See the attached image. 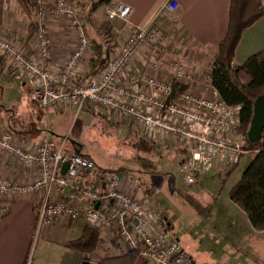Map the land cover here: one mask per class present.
<instances>
[{
    "label": "built area",
    "instance_id": "obj_1",
    "mask_svg": "<svg viewBox=\"0 0 264 264\" xmlns=\"http://www.w3.org/2000/svg\"><path fill=\"white\" fill-rule=\"evenodd\" d=\"M176 9L171 0L154 20L170 18ZM104 12L107 20L123 23H128L132 13L122 3L106 5ZM56 18L67 21L76 45L54 74L48 23ZM161 38L154 28L132 29L118 38L102 70L82 79L81 65L94 55L84 31V15L73 8L71 0H53L36 17L35 56L0 38V59L4 72L10 70L29 86L30 101L41 109L77 104L79 110L84 103L93 104L128 121L146 141L180 144L184 152L179 168L183 184L189 187L216 160L235 164L246 154L245 138L238 132L240 107L220 100L210 76L205 78V96L191 92L193 72L180 61L172 62L169 71L156 62L136 68L138 53ZM78 79L82 81L76 84ZM65 144V139L19 144L13 135L0 132V156L34 175L26 183L0 175V199L38 198L35 236L60 221H81L87 229L113 239L119 253H136L147 264H193L149 201L132 198L121 190L119 173L97 168L92 160L66 150ZM63 165H67L64 175L60 172ZM102 243L108 245V241Z\"/></svg>",
    "mask_w": 264,
    "mask_h": 264
},
{
    "label": "rangeland",
    "instance_id": "obj_2",
    "mask_svg": "<svg viewBox=\"0 0 264 264\" xmlns=\"http://www.w3.org/2000/svg\"><path fill=\"white\" fill-rule=\"evenodd\" d=\"M89 1L98 7V0H82L79 4L86 8ZM52 2L53 0H45L40 3L38 10L32 15L33 23H36L40 8L48 7ZM91 15L98 22L106 20L104 8L97 13L91 12ZM50 21L57 22L61 29L70 30L67 21L63 19ZM15 25L12 30L20 32L21 24ZM26 25L27 23L25 27ZM48 29L52 47L58 46L49 26ZM87 32L93 35L95 31L87 28ZM0 38L19 41L18 38L7 35L4 28H0ZM104 39L102 36L97 40ZM108 43H112L111 40ZM178 53L179 51L176 52L178 56L182 55ZM1 63L3 65L2 60ZM6 74L7 77L3 75L0 78V128L8 122L10 116L14 122L26 123L31 129H34V124L42 121L50 130V135L47 136L50 140L59 142L65 139L66 150L74 152V149H80L82 154L91 157L97 168L115 171L123 178L130 179L154 206L156 213L167 218L172 237L178 241L193 264H264V235L251 228L245 215L231 203L228 195L251 163L253 155L242 156L233 170L221 166L213 168L211 172L204 171L197 183L188 187L183 184V174L178 163L183 149L180 144L165 140L156 143L151 151L138 148L135 144L142 138V134L135 126L122 121L117 114L89 103H84L79 110L77 104L70 107L57 105L40 110L30 101L27 85L17 78L8 82V77H14L13 72L9 70ZM35 133L33 131L31 135ZM244 150L246 151L245 144ZM186 194L197 200L201 213L185 202L183 196ZM98 239L108 241V245L99 244L91 257L92 261L118 255L113 250L116 247L113 239L100 234ZM37 241L38 236H35L27 264H35L40 255V249L36 247Z\"/></svg>",
    "mask_w": 264,
    "mask_h": 264
},
{
    "label": "crops",
    "instance_id": "obj_3",
    "mask_svg": "<svg viewBox=\"0 0 264 264\" xmlns=\"http://www.w3.org/2000/svg\"><path fill=\"white\" fill-rule=\"evenodd\" d=\"M170 1L111 0L110 4L122 3L132 11L128 23L118 20L111 21L114 25L115 41L120 36L127 35L134 28L149 27L158 30L162 36L160 42L139 52L134 60V66L143 69L144 63L156 62L169 71L171 63L179 60L186 69L193 72L194 82L190 88L191 92L198 96H205L207 94L204 90L207 86L205 78L210 76L214 52L218 43L223 39L227 28L229 0H172L177 4V9L172 16L155 21L154 19L160 9ZM41 2L44 3L45 0H40ZM89 2L90 4L88 7L86 6L85 11L93 9L95 3ZM48 3L49 1H47ZM71 4L76 11L79 10V0H71ZM103 8L104 5L94 6L92 12H100ZM1 10L0 28H4L7 35L19 39V41L11 40L9 42L16 44L29 56L34 57L33 36L31 40H27L28 19L22 14L14 0H4ZM15 24H21L20 32L15 31V29L12 30L16 26ZM48 26L55 41L59 44L54 47L52 55L53 73L57 74L68 54L75 48V38L73 33H69L70 30L61 29L55 21H50ZM60 45L63 46L62 49L58 48ZM262 50H264V16L242 34L234 53L233 63L240 65L250 56ZM177 51L182 55L178 56ZM81 66L83 73H85L86 63ZM1 69L0 78L3 75L7 77L8 71H3L2 63ZM166 74L168 77L169 73ZM12 78L17 77H8V82L12 81ZM21 82L27 85L23 81ZM27 87L29 88L28 85ZM0 89L2 90V88ZM41 126L44 127V131L39 133L37 129L39 130ZM33 127L34 129L29 130L30 132L21 138L13 136L15 141L19 144L37 145L41 140L49 139L47 136L50 135V130L42 121L34 124ZM2 130L3 127L0 128V132H3ZM33 131L36 133L31 135ZM80 154L92 160L88 155L82 154L81 150ZM225 165L227 164L216 160L205 172H211L213 168ZM0 175L22 183L31 181L34 176L32 171L21 168L4 156H0ZM121 190L134 199L148 201L130 179L122 177ZM150 205L154 207L151 203ZM37 209V197L0 199V264H27V257L35 237ZM161 217L167 221L171 232V225L167 218H164L163 215ZM83 228L84 224L81 221H60L51 228L41 229L36 244V247L40 249V255L35 264H82L80 256L65 248L64 244L78 239ZM113 250L119 254L116 247Z\"/></svg>",
    "mask_w": 264,
    "mask_h": 264
},
{
    "label": "trees",
    "instance_id": "obj_4",
    "mask_svg": "<svg viewBox=\"0 0 264 264\" xmlns=\"http://www.w3.org/2000/svg\"><path fill=\"white\" fill-rule=\"evenodd\" d=\"M14 1L29 21L27 26L29 39L36 30V23H33L32 15L38 10L40 0ZM263 1L229 0L226 32L216 47L210 72L211 87L217 92L220 100L226 105L240 107L238 132L245 138L246 154L253 155L251 163L230 189L229 200L245 215L251 228L262 235H264V130L262 139L256 144L249 143L246 135L252 118L253 103L257 97L264 94V50L250 56L240 65H234L233 60L242 34L264 16ZM98 2V6H106L110 4L111 0H98ZM3 3L4 0H0V9ZM93 9L85 11V7L81 5L77 11L84 15L85 35L94 48V55L86 62L82 79L95 77L107 62L109 54L116 48L115 36L113 35L114 25L107 19L102 22L96 21L91 15ZM87 28L94 30V34L89 35ZM102 36L105 37L104 41L97 40ZM108 40H111L112 43H108ZM82 79L76 80L75 83L78 84ZM184 89L182 87L180 91ZM8 119V122L3 125V130L6 133L21 138L30 132L31 128L26 123L25 125L23 122H14L11 116ZM43 131L44 128L37 129L39 133ZM154 145L156 143L146 141L144 138L135 144L136 147L145 148L148 151L153 150ZM183 152L184 150L181 151V154ZM235 166L237 163L228 164L224 167H230L233 170ZM183 198L196 212H200V206L196 199L187 194ZM101 243L102 241L98 239V233L84 226L81 236L65 243L64 247L76 252L80 256L82 264H147L139 259L136 253H119L94 262L91 257Z\"/></svg>",
    "mask_w": 264,
    "mask_h": 264
},
{
    "label": "water",
    "instance_id": "obj_5",
    "mask_svg": "<svg viewBox=\"0 0 264 264\" xmlns=\"http://www.w3.org/2000/svg\"><path fill=\"white\" fill-rule=\"evenodd\" d=\"M264 130V94L257 97L253 103L252 118L250 121V127L247 131V141L251 144H256L262 139ZM76 155L80 154V149H74ZM67 165H63L61 168V174L64 175Z\"/></svg>",
    "mask_w": 264,
    "mask_h": 264
}]
</instances>
